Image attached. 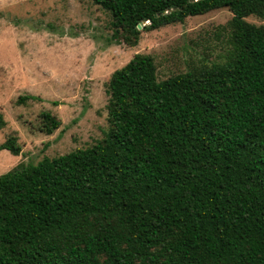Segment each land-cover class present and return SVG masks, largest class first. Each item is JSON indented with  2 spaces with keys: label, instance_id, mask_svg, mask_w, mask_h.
Listing matches in <instances>:
<instances>
[{
  "label": "trees",
  "instance_id": "16d2710c",
  "mask_svg": "<svg viewBox=\"0 0 264 264\" xmlns=\"http://www.w3.org/2000/svg\"><path fill=\"white\" fill-rule=\"evenodd\" d=\"M91 2L132 48L226 8V53L163 81L135 54L106 82L100 139L0 175V264H264V0Z\"/></svg>",
  "mask_w": 264,
  "mask_h": 264
},
{
  "label": "rangeland",
  "instance_id": "374dc122",
  "mask_svg": "<svg viewBox=\"0 0 264 264\" xmlns=\"http://www.w3.org/2000/svg\"><path fill=\"white\" fill-rule=\"evenodd\" d=\"M223 8L182 24L142 33L136 47L109 41L110 17L91 0H0V144L15 136L13 156L0 150V175L19 164L35 165L93 144L106 131V82L135 54L152 56L157 80L219 61L226 53ZM246 21L260 24L249 16ZM31 96L26 104L19 97ZM55 116L51 135L39 130V114Z\"/></svg>",
  "mask_w": 264,
  "mask_h": 264
},
{
  "label": "water",
  "instance_id": "95a60500",
  "mask_svg": "<svg viewBox=\"0 0 264 264\" xmlns=\"http://www.w3.org/2000/svg\"><path fill=\"white\" fill-rule=\"evenodd\" d=\"M140 28H141V26H140Z\"/></svg>",
  "mask_w": 264,
  "mask_h": 264
}]
</instances>
